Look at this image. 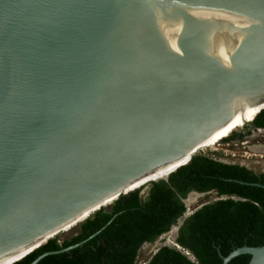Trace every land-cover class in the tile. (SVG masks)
<instances>
[{"label": "water", "instance_id": "95a60500", "mask_svg": "<svg viewBox=\"0 0 264 264\" xmlns=\"http://www.w3.org/2000/svg\"><path fill=\"white\" fill-rule=\"evenodd\" d=\"M263 108L264 0H0L2 264ZM243 253L264 264V244L223 264Z\"/></svg>", "mask_w": 264, "mask_h": 264}, {"label": "trees", "instance_id": "16d2710c", "mask_svg": "<svg viewBox=\"0 0 264 264\" xmlns=\"http://www.w3.org/2000/svg\"><path fill=\"white\" fill-rule=\"evenodd\" d=\"M264 127V108L252 119ZM232 131L222 141L241 138ZM219 152L195 153L166 179L120 195L101 207L69 237L59 234L11 264H135L145 243L171 230L186 212L182 199L190 190L213 191L215 199L192 210L178 228L174 243L164 242L146 264H223L241 246L264 244V172L227 162ZM164 239V238H162ZM250 255L238 254L225 264H247Z\"/></svg>", "mask_w": 264, "mask_h": 264}, {"label": "rangeland", "instance_id": "374dc122", "mask_svg": "<svg viewBox=\"0 0 264 264\" xmlns=\"http://www.w3.org/2000/svg\"><path fill=\"white\" fill-rule=\"evenodd\" d=\"M249 125V124H247ZM246 125H243L242 127H238L234 129L233 131L239 132H245ZM251 137H244L242 138H236L231 141H222L220 140L215 145L209 146V147H202L200 151L206 153L210 152H219L218 155L221 159L227 162H240L245 165H247L250 169L256 171V172H264V154L262 153H255L251 149L254 147L256 149L264 147V131L260 130H253ZM247 139V140H245ZM252 147V148H249ZM147 186L144 188H141L140 193L142 196L145 195ZM215 193L210 192L207 194L191 197V200L189 203H187V213L191 212L193 208L198 206L199 204L207 201L214 200ZM77 226H74L73 228L69 229V231L59 234L60 239L69 237L72 234H74L77 231ZM58 235V234H57ZM164 239H162V238ZM159 239L154 241L150 244H145L138 253L137 259L135 261V264H146V261L149 259L150 255L164 242V243H173L172 241V229L161 236Z\"/></svg>", "mask_w": 264, "mask_h": 264}, {"label": "bare ground", "instance_id": "6f19581e", "mask_svg": "<svg viewBox=\"0 0 264 264\" xmlns=\"http://www.w3.org/2000/svg\"><path fill=\"white\" fill-rule=\"evenodd\" d=\"M256 114H257V111H255V109H254L250 113L246 114L244 118L241 117L238 120L227 125L222 131H219L216 134H214V136H216L215 141H213L210 144L203 146V147H209V146L215 145L217 142L222 140L224 137L228 136L234 129L238 128L239 125H243L244 124L243 119L247 120V121L252 120ZM218 134H220V135H218ZM69 229H71V227H69ZM69 229L67 228V230H69ZM2 261L3 260H0V264H2Z\"/></svg>", "mask_w": 264, "mask_h": 264}, {"label": "flooded vegetation", "instance_id": "af4514ba", "mask_svg": "<svg viewBox=\"0 0 264 264\" xmlns=\"http://www.w3.org/2000/svg\"><path fill=\"white\" fill-rule=\"evenodd\" d=\"M243 125H239L238 127H242ZM257 127H254L253 124H249V125H246V131L245 132H241L243 135H242V139L248 135H250L252 133L253 130H256ZM261 128H264V127H261ZM264 131V130H263ZM237 162V161H236ZM239 163L240 165H244L246 167H248L247 165L243 164V163H240V162H237ZM249 168V167H248ZM177 223V222H176ZM163 236V235H162ZM162 238V237H161ZM145 244H150V243H145ZM144 244V245H145Z\"/></svg>", "mask_w": 264, "mask_h": 264}, {"label": "clouds", "instance_id": "9594fccd", "mask_svg": "<svg viewBox=\"0 0 264 264\" xmlns=\"http://www.w3.org/2000/svg\"><path fill=\"white\" fill-rule=\"evenodd\" d=\"M251 121H252V120H251ZM262 153L264 154V152H261V154H262ZM187 210H188V209H187V207H186V212H187ZM192 210H193V209H192ZM186 212H185V213H186ZM172 242L174 243V241H172ZM174 244H175V243H174ZM174 244H173V245H174ZM176 245H177V244H176Z\"/></svg>", "mask_w": 264, "mask_h": 264}]
</instances>
